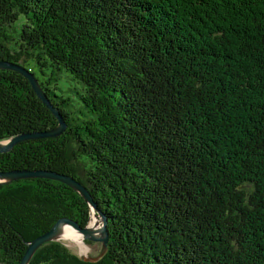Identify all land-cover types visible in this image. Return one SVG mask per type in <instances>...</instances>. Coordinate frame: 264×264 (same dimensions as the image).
I'll return each instance as SVG.
<instances>
[{"label":"trees","instance_id":"trees-1","mask_svg":"<svg viewBox=\"0 0 264 264\" xmlns=\"http://www.w3.org/2000/svg\"><path fill=\"white\" fill-rule=\"evenodd\" d=\"M0 61L66 125L0 154V173L69 176L107 220L101 261L60 241L29 264H264V0H0ZM57 124L0 70V142ZM89 216L60 182L0 185V264Z\"/></svg>","mask_w":264,"mask_h":264},{"label":"water","instance_id":"water-1","mask_svg":"<svg viewBox=\"0 0 264 264\" xmlns=\"http://www.w3.org/2000/svg\"><path fill=\"white\" fill-rule=\"evenodd\" d=\"M0 70L15 72L25 78L29 82L36 97L51 112V114L54 116L58 123L54 129H51L46 132L20 134L6 141L0 142V154L9 153L14 148V146L24 141L55 138L60 136L65 131L66 125L59 113V110L51 105L49 99L43 92L35 76L21 66L5 61H0ZM34 178L53 180L70 187L87 204L90 211V216L87 225L83 228L78 226L76 223L67 220H60L56 222L48 232L27 243L26 251L24 252L19 264H29L31 258L33 257L37 249L43 244L49 242H60L62 229L65 226L70 227L71 229L79 233L84 243L89 242L93 244H101L100 256L95 259H88L91 262L101 261L108 251L107 220L105 216L96 208V205L94 204L90 194L79 182L75 181L69 176L61 175L48 170H14L10 172L0 173V185L17 180ZM91 216L95 219V223L92 228L89 226Z\"/></svg>","mask_w":264,"mask_h":264},{"label":"rangeland","instance_id":"rangeland-1","mask_svg":"<svg viewBox=\"0 0 264 264\" xmlns=\"http://www.w3.org/2000/svg\"><path fill=\"white\" fill-rule=\"evenodd\" d=\"M92 219H94L92 216H91V219H90V223H89V226L90 227H93V223H92ZM95 220V219H94ZM73 236H76L80 239V245H78L77 243H72L71 241L68 242V240L64 241L61 239V241L63 243H65V245H67V247H69L71 250H73L74 253H76L78 256L84 258V259H91V258H97L100 256L101 254V244H93L92 246L91 245H88V244H85L82 240H81V237L80 235H78V233H74L72 234ZM70 235L68 238H71ZM81 243L83 245V248L81 246Z\"/></svg>","mask_w":264,"mask_h":264},{"label":"bare ground","instance_id":"bare-ground-1","mask_svg":"<svg viewBox=\"0 0 264 264\" xmlns=\"http://www.w3.org/2000/svg\"><path fill=\"white\" fill-rule=\"evenodd\" d=\"M91 221H92L93 224L95 223L94 219H92ZM73 232L75 233L76 231H74L73 229H71L70 227H67V226L63 227L60 239H62L64 241L68 240V242L71 241L72 243H77L78 245H80L79 244L80 243V239L78 237H76V236H73L72 235ZM70 235H72L71 238H68ZM78 235H80V234L78 233ZM80 237H81V235H80ZM81 240L83 241L82 237H81ZM81 246L83 248L82 243H81Z\"/></svg>","mask_w":264,"mask_h":264}]
</instances>
